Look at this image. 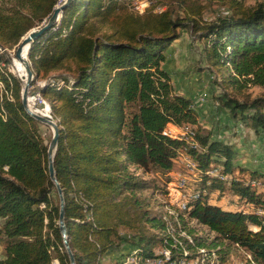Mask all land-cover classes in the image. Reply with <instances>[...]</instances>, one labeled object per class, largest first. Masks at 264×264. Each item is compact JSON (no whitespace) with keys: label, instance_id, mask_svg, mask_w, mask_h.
<instances>
[{"label":"trees","instance_id":"trees-1","mask_svg":"<svg viewBox=\"0 0 264 264\" xmlns=\"http://www.w3.org/2000/svg\"><path fill=\"white\" fill-rule=\"evenodd\" d=\"M153 1L139 13L123 0H75L29 52L35 73L31 87L60 126L54 166L76 263L100 264L113 254L114 264L126 255L145 261L161 248L180 259L186 248L192 252L188 260L206 249L205 264H224L233 250L247 253L250 264H264V214L259 213L264 193L253 185L264 175L235 167L232 146L202 134L194 101L174 91L162 67L180 29L190 27L205 40L211 66L230 67L224 83L236 90L246 85L264 90V0L251 5L219 0L223 7L214 20L204 19L207 6L199 0H182L183 16ZM58 4L0 0V44L17 47ZM0 61L5 63L0 64V264H71L43 124L26 111L23 82L6 66L4 53ZM40 78L47 80L42 87L36 86ZM225 99L234 117L264 129V96ZM169 124L187 137L167 133ZM182 154L197 165L191 168L196 176L189 182L186 208L172 204L173 214L155 215L143 195L153 188L151 182L136 170L170 175ZM217 168L220 173L212 174ZM170 182L169 176L162 190L167 198ZM227 195L225 207L221 201ZM170 220L177 229L182 222L191 234L192 242L179 237L184 248L167 233ZM191 221L206 227L212 238L194 235L186 227Z\"/></svg>","mask_w":264,"mask_h":264},{"label":"rangeland","instance_id":"rangeland-1","mask_svg":"<svg viewBox=\"0 0 264 264\" xmlns=\"http://www.w3.org/2000/svg\"><path fill=\"white\" fill-rule=\"evenodd\" d=\"M64 1L65 0H59L58 5L62 4ZM199 1L207 6L204 13L205 20H214L223 7L219 0ZM254 3L255 0H245L246 5ZM159 6L164 9L171 8L175 16H183L182 0H160ZM180 32L181 37L175 40L166 50V60L162 63V67L170 74L174 91L179 94L183 92L182 95L194 101L199 113L200 124L203 127L202 134H211L212 140H220L232 146L234 150L233 162L235 167H244L264 175V129L253 128L250 122L241 119V115L237 118L234 117L230 110L224 105V100H226L225 98L228 96H234L244 101L252 100L253 98L264 96V90L259 86L253 85L242 86L243 88L236 90V87L231 83H224L223 79L230 74L228 70L230 67H225L220 70L212 67L205 55V40L199 39L190 27L180 29ZM16 48L17 47L14 49H7V53L0 49V55L4 53L6 59H8L9 62L6 66L11 72L25 80V70L18 60L15 59L14 52ZM0 64L5 66L3 61H0ZM56 74H58V72L51 73V76ZM43 80H45V78H40L36 86H40L38 82L42 83ZM46 81L47 80H45V82ZM0 85L3 88L1 83ZM30 90H34V88L30 87ZM41 130L46 141L50 143L53 136L52 128L43 124ZM194 163L196 165V162L191 157L187 154H182L177 169L171 172L170 175L164 176L159 172L146 173L142 169L136 170L137 174L149 180L153 187L143 192V195L147 197L146 202L148 207L153 214L163 215L165 217L168 216V213L173 214L172 204L179 205L182 209H185L183 205L185 204L186 206V203L172 198L171 195H169L170 198L165 197V192L162 190L165 186L167 177L170 176L171 181L174 179V183L176 184L172 186V193L187 194L188 199L191 195L189 182L193 176H196L195 171L192 172V167L189 166V164L194 165ZM219 173L220 170L218 168L212 171V174L215 175ZM181 178L185 179L186 183H184V187L180 184L179 179ZM222 179H225V177L222 176ZM253 185L264 193V180H253ZM226 200H229L228 195L225 196V199L222 201L225 207L228 206ZM229 207L233 208L234 206L232 205ZM260 209L264 210V208ZM174 226V223L170 220L167 223V233L174 234L172 235L174 239L177 240L178 245L181 243V246L184 247V243L179 240V237L186 238L192 242V238L190 237L191 234L188 235L189 233L184 229L182 222H179L178 229ZM186 227L188 229H194V235L196 236H208L209 238L213 236V234L208 232L206 227L197 224L195 221L189 222ZM250 228L254 231L259 230L255 225H251ZM166 249L168 248H161L156 252H159L161 255L162 251ZM201 250L205 252L203 255L208 254L206 249H200L195 258H189V260H185L184 257L180 258L181 260L175 259L180 262L185 261L186 264H204ZM187 253L190 255L192 252L187 251ZM233 253L234 254L230 255L228 262L224 264H250L248 259L249 255L244 253V251L233 250ZM108 258L106 259L104 256L101 260L107 264H114L116 262V259H110L109 263ZM154 258L150 257V259ZM100 264L103 263L100 261Z\"/></svg>","mask_w":264,"mask_h":264},{"label":"water","instance_id":"water-1","mask_svg":"<svg viewBox=\"0 0 264 264\" xmlns=\"http://www.w3.org/2000/svg\"><path fill=\"white\" fill-rule=\"evenodd\" d=\"M74 1L75 0H65L60 6H57L53 14L49 18V20L43 26L39 28H34L31 31H29L23 37V39L21 40V42L19 43V45L17 46L14 52L15 58H18L19 60L24 62L26 66V71H27L26 82H23L22 78L18 76L24 85L22 93H21L23 105L26 111L33 118H35L40 123L51 127L53 130V136L48 146V170H49V175H50L51 180L56 185L57 192H58L59 199H60L59 226H60L61 233L63 235L64 244H65L67 253L69 255L71 264H77V263H76L75 255L72 251V248L69 242V235H68L67 225L65 222L66 203H65V198H64V192L60 185V182L58 181L56 171H55V166H54V156H55L57 146L59 143V138H60V126L51 114L40 113L38 112L37 109H34L29 103L28 96L30 92V87L35 80V73L33 71L32 64L29 58L30 49L33 43L40 36H42L45 32L53 28L55 24L62 19V16L65 10ZM0 48L3 49L5 53H7V49L3 45L0 44Z\"/></svg>","mask_w":264,"mask_h":264},{"label":"bare ground","instance_id":"bare-ground-1","mask_svg":"<svg viewBox=\"0 0 264 264\" xmlns=\"http://www.w3.org/2000/svg\"><path fill=\"white\" fill-rule=\"evenodd\" d=\"M125 2H128L129 1V5L132 9L134 10H139L137 12L139 13H142L144 12L145 10H147L148 8L150 7H153L152 4L154 3L153 0H123ZM155 4V3H154ZM153 4V5H154ZM157 4V3H156ZM61 5V4H60ZM58 5V6H60ZM149 10V9H148ZM1 49V48H0ZM3 50V49H1ZM16 60H18V62L23 66L24 70H25V73H26V76H25V80H23V82H26V78H27V71H26V66L24 64V62H22L21 60H19L18 58H15ZM20 77V76H19ZM40 83V82H38ZM46 82H42L40 83L39 87H42ZM35 97L37 99H39L41 101V104L42 106L44 107V110L41 111V110H38V112L40 113H44V114H50V106L48 104V102L43 98V96L41 95L40 92H36L35 93ZM29 103L31 104V106L34 108V105L29 101ZM188 160V159H187ZM188 163V162H187ZM189 166H191L192 168L195 167V164H189ZM183 177V176H182ZM180 184L183 186L185 182V179L184 178H181L180 180ZM184 187V186H183ZM183 208H186L185 204L183 205ZM259 213H262L264 214V211H259ZM175 240V245L177 246L178 244L177 243V240ZM183 247V246H182ZM184 248V247H183ZM170 249V248H169ZM169 249H166V250H163L162 253H161V256L162 257H165V264H186L185 261L183 262H180L179 260H176L175 258H173L171 256V251ZM202 252V258H203V263L205 264V255H203V253H205L203 250H201ZM188 253H187V250L186 248L184 249V255L186 256ZM200 254V253H199ZM184 256V259L185 260H188L186 257ZM208 256V255H207ZM154 258V257H153ZM190 258V257H189ZM208 258V257H207ZM206 258V259H207ZM212 258V257H211ZM181 260V259H180ZM208 260V259H207ZM153 261L154 259H149V260H145V261H141L139 258H137V256H134V255H131L128 257V260H127V264H153ZM192 263V262H191ZM197 263V262H196ZM199 263V262H198ZM120 264H125V261H122ZM190 264V263H189Z\"/></svg>","mask_w":264,"mask_h":264},{"label":"built area","instance_id":"built-area-1","mask_svg":"<svg viewBox=\"0 0 264 264\" xmlns=\"http://www.w3.org/2000/svg\"><path fill=\"white\" fill-rule=\"evenodd\" d=\"M124 3L127 4L128 7L130 6L129 1L124 2ZM43 82H45V80H43ZM39 84L40 83H38V85ZM28 100L34 105V109H38L41 111L44 110V107L42 106L41 101L35 97V89L30 90ZM175 135L177 137H187V136H181V135H177V134H175ZM172 177H174V176H172ZM175 185L176 184L174 183V179H172V181L168 185V192H169L168 194L171 195V197L176 199V200L182 201L183 203H187V194H184V193L173 194L172 193V186H175ZM123 260L125 261V264H127V260H128L127 255L123 258ZM153 264H165V257H162L159 254V252H156Z\"/></svg>","mask_w":264,"mask_h":264},{"label":"crops","instance_id":"crops-1","mask_svg":"<svg viewBox=\"0 0 264 264\" xmlns=\"http://www.w3.org/2000/svg\"><path fill=\"white\" fill-rule=\"evenodd\" d=\"M180 93L182 94L183 92H180ZM178 131H179V127L176 126V125L169 124L168 127H167V133L172 132L174 134H178ZM221 204H222V201H221ZM1 221L2 220H0V223H1ZM3 257H4V243H3L2 240H0V259L3 258ZM105 257H106V259L109 257L108 258V262L109 263H110V261H109L110 259L115 260L114 254L113 255H109V256H105ZM101 263L107 264V263H104L103 260H101Z\"/></svg>","mask_w":264,"mask_h":264}]
</instances>
